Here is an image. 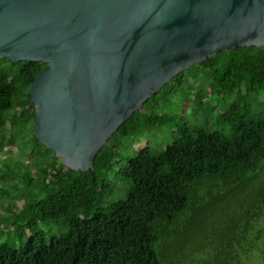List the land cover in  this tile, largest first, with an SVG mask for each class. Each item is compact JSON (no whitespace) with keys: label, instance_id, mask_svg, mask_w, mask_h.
<instances>
[{"label":"trees","instance_id":"16d2710c","mask_svg":"<svg viewBox=\"0 0 264 264\" xmlns=\"http://www.w3.org/2000/svg\"><path fill=\"white\" fill-rule=\"evenodd\" d=\"M46 65L0 58L1 146L8 143L7 126L23 118L32 120L36 133L29 92ZM194 70L210 82L207 94L218 99L234 94L212 107L216 126L185 125L167 148L144 147L121 168L131 182L126 197L103 204L105 177L120 159L119 144L145 127L170 122L156 106ZM253 91L264 94V46H239L167 83L119 127L87 171L67 168L34 134V144L53 155L35 160L37 178L22 177L39 196L22 204L16 220L25 218L31 229L41 221H64L69 229L49 243L37 232L20 248L1 244L0 264H186L188 252L201 256L203 264H264V100L255 108ZM194 217H202L200 245L191 241L181 258L170 260L168 249L192 234L187 227ZM194 256L187 261L195 262Z\"/></svg>","mask_w":264,"mask_h":264},{"label":"water","instance_id":"95a60500","mask_svg":"<svg viewBox=\"0 0 264 264\" xmlns=\"http://www.w3.org/2000/svg\"><path fill=\"white\" fill-rule=\"evenodd\" d=\"M264 46V0H0V58L47 63L36 138L73 170L184 70Z\"/></svg>","mask_w":264,"mask_h":264},{"label":"rangeland","instance_id":"374dc122","mask_svg":"<svg viewBox=\"0 0 264 264\" xmlns=\"http://www.w3.org/2000/svg\"><path fill=\"white\" fill-rule=\"evenodd\" d=\"M210 87V82L205 79L203 72L195 70L187 72L180 87L167 100H161L156 106L158 111L163 108V113H166L171 121L159 127H145L119 144L120 159L105 177V181L109 185L106 188L103 204H109L119 198L126 197L131 182L124 177L121 168L128 164L130 157L136 156L144 147L152 146L158 150L167 148L179 136L181 128L185 125L200 122L216 126V113L212 107L217 106L218 103L222 105L224 102H228L234 94L226 99H218L216 96L206 93ZM201 94L202 97H200ZM250 96L252 105L261 109L264 94L258 96V93L253 91ZM7 127L9 128L6 140L8 143L1 146L0 142V245L8 244L14 248H20L37 232L43 233L45 241L49 243L53 237L68 231L69 227L66 222L41 221L35 229H31L25 225V218L17 221L16 217L22 212L23 203L39 196V191L36 188H30V184L22 177L31 174L37 178L40 167L35 160L39 155L51 159L53 154L46 148L34 144L33 136L36 133H34L31 119L23 118L16 124H10ZM10 140L12 141L9 142ZM201 219L202 217H194L191 223H188L187 229L192 234L185 235L183 244L177 243L168 249L170 260L181 258L184 246H187L191 241L194 242V247L196 244L200 245L197 242V231ZM218 252H215L212 262ZM191 256H194L192 252H188V255L183 258L184 263L203 264L204 261L199 255L194 256L196 257L195 262L187 261ZM213 264H219V261Z\"/></svg>","mask_w":264,"mask_h":264}]
</instances>
